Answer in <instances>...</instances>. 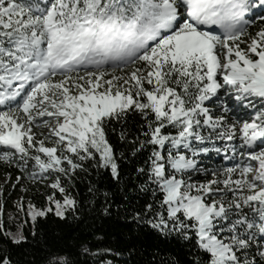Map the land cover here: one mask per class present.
Listing matches in <instances>:
<instances>
[{
	"label": "snow or ice",
	"instance_id": "obj_1",
	"mask_svg": "<svg viewBox=\"0 0 264 264\" xmlns=\"http://www.w3.org/2000/svg\"><path fill=\"white\" fill-rule=\"evenodd\" d=\"M256 9L264 0H0V163L24 194L23 222L13 232L0 219V238L28 243L30 223L38 247L49 217H116L185 250L184 264H264ZM32 187L39 202L25 199ZM85 236L74 251L45 241L40 264L125 256L99 226Z\"/></svg>",
	"mask_w": 264,
	"mask_h": 264
},
{
	"label": "trees",
	"instance_id": "obj_2",
	"mask_svg": "<svg viewBox=\"0 0 264 264\" xmlns=\"http://www.w3.org/2000/svg\"><path fill=\"white\" fill-rule=\"evenodd\" d=\"M258 14L264 15V9H258ZM255 26H253L254 28ZM11 173V181L0 183L3 186L4 208L2 221L4 229L17 231L19 224L23 222L22 214L16 213L13 207L14 202L20 197L19 187L15 190L12 184L16 183L17 169L6 164L0 163V181H8L7 174ZM95 174L91 176V180L95 181ZM105 181L101 180V183ZM29 184V181H24ZM89 183V178L85 177L83 183L78 182L80 193L87 198L86 185ZM24 195V194H22ZM33 197L37 202L40 201V196L35 187H32L26 195ZM18 216V220L11 221L10 217L13 214ZM94 226H99L103 232L105 243L111 247L118 248L125 252V256L121 258L119 264H160L162 257L170 259H178L181 264L186 260V252L174 243L158 239L154 234H150L147 230H136L134 226L118 221L116 217L110 220H105L101 224L99 220H87L85 223H77L69 218L66 221H61L55 217H49L48 220L42 221L36 225L37 240L40 241L38 247H33L36 242L31 238V225H25V234L29 236L28 243L21 245H13L6 240L0 238V255H8L12 264H40V258L45 254L41 251L44 248V242L55 248H66L69 251H74V245L84 243L86 233H91ZM2 236V233H0ZM95 243V241H92ZM134 248L135 251L131 257L127 256L128 250ZM83 259V258H82Z\"/></svg>",
	"mask_w": 264,
	"mask_h": 264
},
{
	"label": "rangeland",
	"instance_id": "obj_3",
	"mask_svg": "<svg viewBox=\"0 0 264 264\" xmlns=\"http://www.w3.org/2000/svg\"><path fill=\"white\" fill-rule=\"evenodd\" d=\"M4 182H6V181H3V180L0 181L1 184L4 183ZM19 194H20V195L23 194V193L21 192V190H20V187H19Z\"/></svg>",
	"mask_w": 264,
	"mask_h": 264
}]
</instances>
